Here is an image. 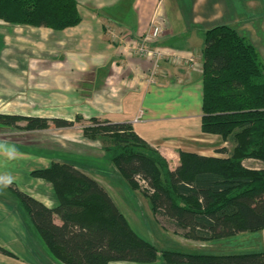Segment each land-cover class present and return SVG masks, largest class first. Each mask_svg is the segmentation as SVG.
Here are the masks:
<instances>
[{"label":"trees","instance_id":"obj_1","mask_svg":"<svg viewBox=\"0 0 264 264\" xmlns=\"http://www.w3.org/2000/svg\"><path fill=\"white\" fill-rule=\"evenodd\" d=\"M0 20L63 31L78 25L81 16L76 0H0ZM201 81L200 128L230 145L229 150H218L227 158L179 152V165L169 170L165 159L128 123L92 117L82 135L101 140L121 178L148 198L153 213L165 222L163 227L197 241L262 230L264 63L243 35L218 25L204 33ZM16 120L17 116L0 115V124L14 126ZM26 121L28 130L74 125L63 119ZM247 160L259 167L244 166ZM32 175L52 186L53 208L3 186L17 198L32 230L61 264H150L159 257L165 264H264V250L230 255L159 251L131 229L106 190L74 165L52 162Z\"/></svg>","mask_w":264,"mask_h":264},{"label":"crops","instance_id":"obj_2","mask_svg":"<svg viewBox=\"0 0 264 264\" xmlns=\"http://www.w3.org/2000/svg\"><path fill=\"white\" fill-rule=\"evenodd\" d=\"M76 1L81 21L74 27L63 31L26 27L25 35L16 36L13 30L11 37L7 32V41H2L0 50V115L69 119L62 115L63 104L68 102L63 98L67 96L71 99L67 111L130 124L135 134L165 159L169 170L179 165V152L227 158V154L218 150H229L230 145L200 128L204 33L218 25L231 26L253 45L264 63V0ZM151 21L161 25L157 45L166 53L152 84L146 82L152 62L134 55L129 48L146 33ZM8 48L12 51L7 52ZM31 48L34 50L27 51ZM35 52L40 57L49 56L56 68L46 71L41 67L45 60H41L38 70L32 71L27 66L16 70L19 56L27 57ZM62 64H65L63 70ZM64 90L71 93L68 95ZM72 130L50 125L38 132L61 137L39 143L51 147L54 142L63 149L65 142H73L68 138ZM47 151L46 146H36L34 140L24 143L19 138L0 134V187L8 184L53 208L56 200L51 185L32 175L52 163ZM71 152L70 155L83 154ZM69 164L98 182L131 229L144 238L133 226L135 221L118 206L100 179L72 162ZM243 165L259 167L252 160L244 161ZM132 215L139 220L137 212ZM17 218L14 206L0 200V241L21 238ZM12 258L0 252V264H12ZM150 264L162 262L158 259Z\"/></svg>","mask_w":264,"mask_h":264},{"label":"rangeland","instance_id":"obj_3","mask_svg":"<svg viewBox=\"0 0 264 264\" xmlns=\"http://www.w3.org/2000/svg\"><path fill=\"white\" fill-rule=\"evenodd\" d=\"M26 27L32 26L17 24L14 25L0 20V50L1 46L3 45L2 41H7V32L8 37H11V33H13V30H15L14 33L16 36L25 35L26 31H28V28ZM20 38L22 39L23 37ZM36 49L38 50L39 48L36 47ZM9 50L10 48H8L6 51L8 52ZM31 50L34 49H27V51ZM6 51L5 53H7ZM15 52H17V50H15ZM19 57L21 58L20 60H18V64H15L16 70H18L21 66H27L28 69L32 71L38 70L40 68L39 61L41 60H45L42 61L44 64L41 65V67H44L46 71H51L56 68L54 63H50L49 56L40 57L37 52H35V54H32L31 56L27 55V57ZM60 57H63L62 61H64V56L61 55ZM22 59L24 61H22ZM53 60L55 59L52 58V61ZM64 68L65 64L61 66L62 70ZM155 76L156 75H154V78ZM63 92H65V90ZM65 93L69 95L71 93V90ZM63 99L66 101L68 100L67 103H70L69 101L71 99L67 96H64ZM67 103L63 104L64 111H62V115L69 116V119L64 118L63 120L73 122L74 124L73 127H71L73 128V130L71 131V136L68 137L69 140L73 142H65L63 149H60L59 146L54 144V142H52L53 144L51 147L39 143V141H43L50 138L53 141H56L61 136L60 134H57V136H55L56 134L54 133L38 132L42 129L28 130L26 119L31 117L17 116V120L14 126L0 124V134L5 137L19 138L20 141L24 143H28L29 141L34 140L36 141V146H39L40 148L46 146L49 151H47V154L50 153L48 156L53 159L52 162H72L77 165L78 168H84L83 170L89 172L90 175L100 179L103 186L113 196L116 203H118V206L122 210H126V213L131 216L132 219L135 221L133 226L137 228L136 230H138V232H140V234H142L146 240L156 246L159 251L173 250L197 254L230 255L256 253L264 250V229L256 232L240 233L237 235L223 238H214L208 241H197L184 238L180 234V232L175 231L170 227L163 228L162 226L165 225V222L162 223L161 220L156 215H154L148 198L144 194H142L138 188L135 190L130 189L125 183V181L121 178L116 167L110 161L109 155L105 152L104 147L101 144V140L89 141L83 137L82 128L91 125L90 119L92 117H90V114L82 112L76 113L74 110L67 111L65 110L66 105H69ZM10 116L15 117L16 115ZM76 118H79V120H76ZM44 119L51 120L48 118ZM48 124H50V121L48 122ZM31 131L36 132L34 133ZM78 139L80 140V142L78 141ZM42 143L45 142L43 141ZM71 151H79L80 154H83L70 155V153H72ZM86 153H88L89 155H86ZM40 179L43 180L42 178ZM0 200L2 202L8 203L10 205L12 204V206H14L18 217L17 219L20 222L18 228L19 235H21L20 239L18 238L14 240L0 241V243L4 244L2 245L3 247L0 249L11 254V257H13L10 263L61 264L52 257V255L49 253V251L43 244L41 238L38 236V234L34 232V230H32V228L27 222V218L24 212L22 211L17 201V198L13 195L9 188L0 187ZM132 212L138 213L139 220H136L134 218ZM172 232H176L178 234H173ZM158 259L162 262V264H165L160 257Z\"/></svg>","mask_w":264,"mask_h":264},{"label":"built area","instance_id":"obj_4","mask_svg":"<svg viewBox=\"0 0 264 264\" xmlns=\"http://www.w3.org/2000/svg\"><path fill=\"white\" fill-rule=\"evenodd\" d=\"M161 33V25L157 21H151L146 33L129 47L134 55L152 62V67L146 78V82L150 84L154 83V75L157 73L159 64L166 57V53L157 45ZM141 183L139 182V184Z\"/></svg>","mask_w":264,"mask_h":264},{"label":"clouds","instance_id":"obj_5","mask_svg":"<svg viewBox=\"0 0 264 264\" xmlns=\"http://www.w3.org/2000/svg\"><path fill=\"white\" fill-rule=\"evenodd\" d=\"M10 183V181H8Z\"/></svg>","mask_w":264,"mask_h":264}]
</instances>
